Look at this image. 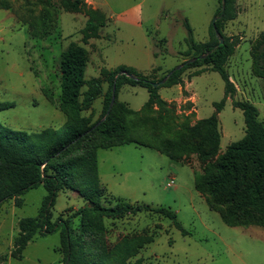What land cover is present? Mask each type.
<instances>
[{
	"label": "rangeland",
	"instance_id": "rangeland-1",
	"mask_svg": "<svg viewBox=\"0 0 264 264\" xmlns=\"http://www.w3.org/2000/svg\"><path fill=\"white\" fill-rule=\"evenodd\" d=\"M133 1L139 4L140 27H122L119 35L90 43L97 37L84 41L88 15L82 10H66L62 0H0V130L40 132L65 125L68 117L57 103L61 97V56L71 42L87 49L86 79L101 78L102 68L113 70L126 63L157 82L195 55L185 41L184 19L192 26L195 41H209L211 25L223 6L222 0ZM235 9L236 17L222 20L221 29L234 45L226 62L234 94L225 93L224 80L210 65L190 66L172 82L166 80L157 86L164 102L155 103L152 110L140 115L116 111L124 118L126 136L139 143L98 151L104 205L124 200L134 206L170 207L189 233L183 235L160 213L141 210L105 217L101 234L92 231L86 235L81 215L72 214L88 202L75 189L63 187L52 208V219L58 221L62 216L68 220L72 234L81 236L93 264H264V226L227 225L217 210L225 208L221 198L196 188L197 176L245 135L244 115L234 100L255 104L264 122V80L252 74L250 56L252 42L264 29V0H235ZM44 14L51 27L44 38H38L30 23L39 24ZM105 81L91 109L82 112L91 122L103 115L108 89ZM148 97L146 87L124 85L118 101H126L135 111ZM222 99L226 101L217 115L220 140L216 153L206 160L194 152L186 154L181 144L198 143L207 136L203 120L216 112ZM2 104L11 105L2 108ZM98 137L94 133L89 144ZM85 151L80 145L62 160ZM46 194L40 185L22 196L21 206L8 199L0 207V264L61 263L60 230L35 236L22 259L10 255L19 219L36 216Z\"/></svg>",
	"mask_w": 264,
	"mask_h": 264
},
{
	"label": "trees",
	"instance_id": "trees-1",
	"mask_svg": "<svg viewBox=\"0 0 264 264\" xmlns=\"http://www.w3.org/2000/svg\"><path fill=\"white\" fill-rule=\"evenodd\" d=\"M61 4L68 11L82 10L88 15L85 42L86 39L99 36L101 27L106 23L105 14L87 6L83 0H62ZM47 14L52 16L50 12ZM48 15L44 14L39 24L30 23L34 36L44 38L48 33L51 27L47 20ZM217 15L218 19L213 21L210 28L213 39L205 42L195 41L192 26L187 18L184 19L187 29L185 41L195 55L193 59L186 60L181 68H172L169 76L167 75V83L172 82L190 66L208 64L224 80L225 93L234 94L235 85L226 69V62L234 52V45L222 34L221 29L222 20L236 17L235 0H225L224 8L221 6ZM154 56H158V53L154 52ZM250 56L252 74L264 80V29L252 42ZM87 62V49L77 42H71L62 53L61 97L57 107L68 117L64 126L56 129L47 127L40 132L0 130V207L8 199H15L16 205L21 206L22 196L40 185L47 190L38 214L23 217L18 221V233L10 252L14 258L22 259L25 248L38 234L46 235L60 230V248L63 256L60 264H93L83 246L81 236L72 234L68 220L62 216L58 221L52 219V208L63 187L75 189L88 202L85 207L72 214L74 217L81 215L82 231L86 235L92 231L101 234L104 231L105 217L116 218L141 210L160 213L170 218L183 235L189 233L178 220L177 213L170 207L150 204L134 206L124 200H117L116 204L110 206L102 203L104 188L99 176V149L131 142L139 143L138 140L126 136L124 118L120 114L117 115L116 111L124 109L126 112L140 115L144 111L152 110L155 103L164 101L157 86H154L156 81L135 67L120 64L113 70L102 68L101 78L86 79L84 73ZM105 80L108 81V89L104 98L103 115L91 122L90 116H84L82 112L91 109ZM114 85L116 98L108 112ZM124 85L147 88L149 97L140 110L134 111L126 101H118L119 91ZM84 86L88 88L82 91ZM225 101L222 99L218 102L216 112L203 120L209 130L205 138L198 143L181 144L186 154L194 152L206 160L216 153L220 140L217 115L223 109ZM233 104L243 112L245 135L232 143L214 164L206 167L204 172L197 176L196 188L221 198L225 208L217 210L227 225L264 226V122L259 118V109L252 102L234 100ZM10 105L2 104L1 107ZM94 133L99 137L89 144L88 138ZM80 145L86 148L83 155H73L66 161L62 160L79 149ZM163 152L171 158H176L175 155L169 154L168 150ZM60 224L63 225L61 229Z\"/></svg>",
	"mask_w": 264,
	"mask_h": 264
},
{
	"label": "crops",
	"instance_id": "crops-1",
	"mask_svg": "<svg viewBox=\"0 0 264 264\" xmlns=\"http://www.w3.org/2000/svg\"><path fill=\"white\" fill-rule=\"evenodd\" d=\"M87 6L100 10L106 16V23L99 31V37L90 40H105L119 35V28L140 27V8L139 4L133 0H83ZM85 25V24H84ZM146 38L149 36L147 31ZM119 40V38H117ZM99 49V48H98ZM152 53L153 51L150 50ZM154 55V53H153ZM126 64V63H122ZM129 65V64H126ZM131 66V65H129ZM5 264V263H4Z\"/></svg>",
	"mask_w": 264,
	"mask_h": 264
},
{
	"label": "water",
	"instance_id": "water-1",
	"mask_svg": "<svg viewBox=\"0 0 264 264\" xmlns=\"http://www.w3.org/2000/svg\"><path fill=\"white\" fill-rule=\"evenodd\" d=\"M222 3H223V6H222V7L224 8V6H225V0H222ZM184 64H185V63H182V64L176 66V67L174 68V70H175V69H179V68H181ZM171 73H172V72H171ZM128 75H130V74H128ZM130 76H131V75H130ZM167 78H168V76H166L165 78H163V79L160 80L159 82H155V83H154V86H158V85L164 83V82L167 80ZM115 91H116V86L114 85V86H113L112 100H111V104H110V106H109L108 112H110V109L112 108V105H113V103H114V101H115V98H116Z\"/></svg>",
	"mask_w": 264,
	"mask_h": 264
}]
</instances>
